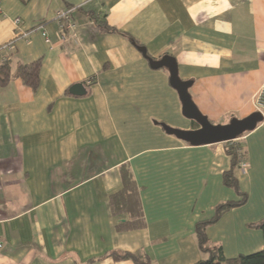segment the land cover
Masks as SVG:
<instances>
[{"label": "crops", "instance_id": "1", "mask_svg": "<svg viewBox=\"0 0 264 264\" xmlns=\"http://www.w3.org/2000/svg\"><path fill=\"white\" fill-rule=\"evenodd\" d=\"M68 8L76 39L63 42L56 12ZM166 55L211 124L245 118L264 87V0H0L11 73L0 85V264H138L112 252L193 264L208 257L199 222L225 258L263 249L264 116L234 139L248 166L226 185L228 141L190 144L167 130L200 125L168 67L148 59ZM35 60L32 88L15 72ZM76 83L84 94L69 92ZM128 176L143 225L118 230L131 214L114 216L109 197Z\"/></svg>", "mask_w": 264, "mask_h": 264}, {"label": "trees", "instance_id": "2", "mask_svg": "<svg viewBox=\"0 0 264 264\" xmlns=\"http://www.w3.org/2000/svg\"><path fill=\"white\" fill-rule=\"evenodd\" d=\"M91 19L96 24L102 22V17L100 14H95L92 12L90 14ZM39 68L40 61L35 60L25 64H19L15 76L18 77L25 85L35 88L39 82ZM11 77L10 73V63L4 61L0 64V85H5ZM238 140L228 141L226 146L227 154L230 156V169L224 172V182L226 185L237 188V180L235 177V171L238 169L239 162L241 160H246L245 151L243 149L241 142H236ZM129 175V174H128ZM244 202V196L237 201H228L225 203H220L216 207L214 219L217 218L223 211L240 205ZM109 204L111 212L116 217H123L126 212L131 214L128 219L121 220L115 224L118 230H128L140 228L143 225L141 216V209L139 202L137 200V194L131 176L124 179V186L117 192H114L109 197ZM123 221V222H122ZM206 223L199 222L195 228V236L200 250L208 254L207 258L200 259L193 264H264V247L263 249L249 253L240 254L234 258H225L220 248L208 245V239L205 233ZM259 227L262 230L264 238V220L259 223ZM114 258L120 259H132L138 264H148L138 255L131 253H117L112 252L111 254Z\"/></svg>", "mask_w": 264, "mask_h": 264}, {"label": "water", "instance_id": "3", "mask_svg": "<svg viewBox=\"0 0 264 264\" xmlns=\"http://www.w3.org/2000/svg\"><path fill=\"white\" fill-rule=\"evenodd\" d=\"M141 52L146 56L144 48H141ZM148 59L154 68L162 66L168 67L170 84L178 92L183 114L188 118L196 120L200 125L199 128L193 130H179L166 126L167 130L175 134L178 138L190 144L230 141L236 139L242 133L254 129L256 124L263 120V115L255 111L242 119L232 118L227 124H211L205 116L199 113L192 103L188 92V88L192 82L190 80L184 81L179 79L174 58L166 55L160 60ZM84 91L82 83L73 84L69 88V92L73 95L84 94Z\"/></svg>", "mask_w": 264, "mask_h": 264}, {"label": "built area", "instance_id": "4", "mask_svg": "<svg viewBox=\"0 0 264 264\" xmlns=\"http://www.w3.org/2000/svg\"><path fill=\"white\" fill-rule=\"evenodd\" d=\"M73 8H68L66 10H59L56 12V21L58 22L61 40L63 42L67 41L69 38H74L75 23L72 18ZM253 107L254 110L261 113L264 116V87L260 88L253 97ZM248 163L246 160H241L238 165V169L244 171ZM1 247V243H0Z\"/></svg>", "mask_w": 264, "mask_h": 264}, {"label": "rangeland", "instance_id": "5", "mask_svg": "<svg viewBox=\"0 0 264 264\" xmlns=\"http://www.w3.org/2000/svg\"><path fill=\"white\" fill-rule=\"evenodd\" d=\"M230 141H232V140H230ZM236 142H241V141L238 140V141H236Z\"/></svg>", "mask_w": 264, "mask_h": 264}]
</instances>
